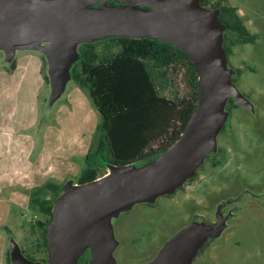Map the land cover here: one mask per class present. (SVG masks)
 <instances>
[{"label": "rangeland", "instance_id": "rangeland-1", "mask_svg": "<svg viewBox=\"0 0 264 264\" xmlns=\"http://www.w3.org/2000/svg\"><path fill=\"white\" fill-rule=\"evenodd\" d=\"M102 2L74 0L72 5L98 6ZM229 2L257 35L255 42L234 45L227 56L231 84L241 101L230 92L234 103L230 110L225 108L223 128L190 179L151 201L131 202L109 219L116 241L111 253L117 264H142L153 259L179 229L192 222L212 224L218 216L226 217L225 228L219 235H202L190 264H264V0ZM37 42L34 39L17 44ZM74 42L78 51L83 42ZM49 44L50 40H41L40 44L15 45L10 50L0 48V132L11 133L6 135L9 142L10 136L24 137V152L19 159L40 167L41 175L35 182L63 186L77 183L86 152L99 147L102 116L88 85L70 77L58 89L51 86L46 56ZM104 45L98 42L97 50ZM174 67L155 79L159 93L171 99L186 95L190 89L184 66ZM6 142L0 139V144ZM215 160L219 161L216 165L212 163ZM105 171L98 179L112 177L111 167L106 165ZM28 190L15 202L16 208H5L4 216L0 215L6 241L4 253L6 256L10 251L13 239L25 258L30 255L43 264L48 250L41 242V229L30 221L46 216L31 205ZM39 195L53 198L55 192L43 188ZM92 260L86 241L76 264H93ZM5 261L0 264H7Z\"/></svg>", "mask_w": 264, "mask_h": 264}, {"label": "water", "instance_id": "water-1", "mask_svg": "<svg viewBox=\"0 0 264 264\" xmlns=\"http://www.w3.org/2000/svg\"><path fill=\"white\" fill-rule=\"evenodd\" d=\"M73 1L0 0L21 7L0 12V48L10 50L15 45L50 40L46 46L49 81L56 89L71 77L70 64L78 56L75 39L82 42L114 36L164 39L185 51L198 72L195 110L172 146L140 165L107 164L113 172L108 179L68 182L53 202L52 220L46 225L49 257L43 264H76L86 241L93 264L95 261V264H117L111 253L116 241L109 219L125 210L129 203L151 201L160 194L173 192L192 177L215 144L230 92L239 100L241 95L231 84L223 47L226 27L218 19L217 10L201 6L198 0H103L98 6H75ZM34 39L40 42L17 44ZM136 167L142 169L126 175ZM225 221V216H218L212 224H188L165 241L153 259L142 264H190L202 235H219ZM9 250L11 264H38L37 260L25 258L13 239Z\"/></svg>", "mask_w": 264, "mask_h": 264}, {"label": "trees", "instance_id": "trees-1", "mask_svg": "<svg viewBox=\"0 0 264 264\" xmlns=\"http://www.w3.org/2000/svg\"><path fill=\"white\" fill-rule=\"evenodd\" d=\"M198 1L203 7L217 10L218 19L225 25L223 47L227 56L234 44L255 41L256 34L248 30L236 6L226 0H216L215 4L213 0ZM98 42L105 44L101 50L96 48ZM174 66H184L190 89L186 95L171 99L159 93L155 79ZM69 73L71 78L89 86L92 101L102 116L98 125L102 133L99 147L86 152L77 183L99 178L105 174L107 164L140 165L158 157L183 133L199 95L198 72L188 54L167 40L149 36L83 41ZM44 77L48 82V76ZM227 103L225 108L230 110L234 98L229 96ZM60 187L47 181L28 190L31 205L46 216L30 222L41 229V242L47 250L46 225L52 220L53 201L61 193ZM43 188L51 189L55 196L40 197ZM6 261L11 264L9 251Z\"/></svg>", "mask_w": 264, "mask_h": 264}, {"label": "crops", "instance_id": "crops-1", "mask_svg": "<svg viewBox=\"0 0 264 264\" xmlns=\"http://www.w3.org/2000/svg\"><path fill=\"white\" fill-rule=\"evenodd\" d=\"M8 134L11 133L9 131L0 132V139L7 140L6 143L0 144V215L3 216L5 211L17 207L15 202L22 196V192L39 185L35 180L41 175L40 167L37 164L32 167L25 162L24 158L19 159V156L24 152V137L21 135L10 136L12 142H9V138L6 137ZM27 182L31 183L30 186H26ZM4 190L10 192L4 193ZM5 242V236L0 229V262L2 263L6 259Z\"/></svg>", "mask_w": 264, "mask_h": 264}, {"label": "bare ground", "instance_id": "bare-ground-1", "mask_svg": "<svg viewBox=\"0 0 264 264\" xmlns=\"http://www.w3.org/2000/svg\"><path fill=\"white\" fill-rule=\"evenodd\" d=\"M21 7L17 4H4L0 2V12H7V11H16L19 10ZM36 38H41V36H36ZM140 169H142L141 167H136L133 168L129 171H127L126 175H130L131 173L137 172Z\"/></svg>", "mask_w": 264, "mask_h": 264}, {"label": "flooded vegetation", "instance_id": "flooded-vegetation-1", "mask_svg": "<svg viewBox=\"0 0 264 264\" xmlns=\"http://www.w3.org/2000/svg\"><path fill=\"white\" fill-rule=\"evenodd\" d=\"M226 2L229 3V4H231V3L229 2V0H226ZM212 3L215 4V3H216V0H213ZM231 5H233V4H231ZM233 6H234V5H233ZM236 8H237V7H236ZM237 12H238V9H237ZM238 14H239V13H238ZM239 15H240V14H239ZM240 16H241V15H240ZM241 18H242V16H241ZM242 20H243V19H242ZM243 22H244V21H243ZM244 24H245V23H244ZM245 25H246V24H245ZM246 27H247V26H246ZM247 28H248V27H247ZM248 30H249V29H248ZM249 31H250V30H249ZM250 32H251V31H250ZM251 33H252V32H251ZM255 34H256V33H255ZM256 38H257V35H256ZM256 38H255V40H256ZM254 42H255V41H254ZM245 43H252V42H245ZM236 44H238V43H236ZM236 44H234V45H236ZM234 45H233V46H234ZM233 46H232V47H233ZM232 51H233V48H232ZM231 54H232V53H231ZM231 54H230V55H231ZM228 56H229V55H228ZM239 69H240V68H237V69H236V73H237V74H240V73H241V69H240V70H239ZM238 70H239V71H238ZM48 254H49V253H48ZM48 257H49V255H48ZM48 257H47V258H48ZM47 260H48V259H47ZM146 261H148V260L146 259ZM146 261H145V262H146ZM143 263H144V262H143ZM84 264H87V263H84Z\"/></svg>", "mask_w": 264, "mask_h": 264}]
</instances>
